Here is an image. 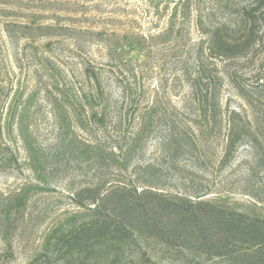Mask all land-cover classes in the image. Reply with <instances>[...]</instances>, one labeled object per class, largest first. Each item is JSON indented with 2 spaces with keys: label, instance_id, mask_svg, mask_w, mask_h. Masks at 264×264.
Instances as JSON below:
<instances>
[{
  "label": "rangeland",
  "instance_id": "374dc122",
  "mask_svg": "<svg viewBox=\"0 0 264 264\" xmlns=\"http://www.w3.org/2000/svg\"><path fill=\"white\" fill-rule=\"evenodd\" d=\"M175 2L0 0V264H31L47 233L78 211L73 194L96 185L220 200L264 218V167L247 140L228 165L220 163L223 124L200 133L189 87L204 39L195 15L213 9L212 20L222 22L229 14L216 0H192L189 22L176 19L166 36ZM262 58L237 63L245 85H253L250 75ZM202 59L209 67L212 60ZM225 63L215 62L220 70ZM86 68L100 79L104 94L95 109L109 115L105 127L86 123L83 95L93 91ZM219 75L223 120L229 110L249 113ZM146 113L151 119L138 132ZM259 141L264 149V132ZM18 193L28 194L27 204L9 227L7 244L3 209ZM173 252L137 238L122 264H138L143 253L160 263L194 264V255Z\"/></svg>",
  "mask_w": 264,
  "mask_h": 264
},
{
  "label": "trees",
  "instance_id": "16d2710c",
  "mask_svg": "<svg viewBox=\"0 0 264 264\" xmlns=\"http://www.w3.org/2000/svg\"><path fill=\"white\" fill-rule=\"evenodd\" d=\"M214 6L227 10L229 18L214 22L209 13L213 9L195 15L204 39L199 43L197 71L190 77L189 87L203 130L200 133L221 130L223 124L225 142L220 163L228 165L247 140L254 161L264 167V149L259 141L264 132L260 117L264 108V0H216ZM170 10L163 32L166 36L175 28L176 19L189 22L192 0H176ZM203 55L212 60L209 67L203 65ZM260 55L263 58L250 75L253 85H245L237 63ZM217 61L226 62L222 70ZM220 73L249 107V113L229 110L223 120ZM85 75L93 82V91L83 95L89 110L86 123L105 127L109 115L105 108L95 109L104 94L99 76L90 68L85 69ZM149 115H139L138 132L151 119ZM99 154L95 157L104 161L106 158ZM109 160L120 166L114 158ZM27 198V193H18L3 209L7 244L9 227L25 209ZM200 198L191 200L124 184L80 188L72 199L78 211L47 233L42 251L31 264H122L126 247L137 238L152 240L175 250L174 254L186 251L195 256L194 264H264V218L255 211H238L220 200ZM138 264L170 263L153 261L143 253Z\"/></svg>",
  "mask_w": 264,
  "mask_h": 264
}]
</instances>
